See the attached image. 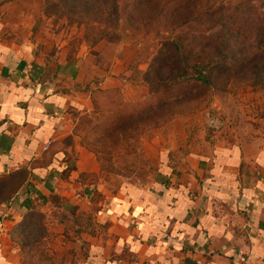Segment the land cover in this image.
Returning a JSON list of instances; mask_svg holds the SVG:
<instances>
[{
	"label": "crops",
	"instance_id": "1",
	"mask_svg": "<svg viewBox=\"0 0 264 264\" xmlns=\"http://www.w3.org/2000/svg\"><path fill=\"white\" fill-rule=\"evenodd\" d=\"M87 62L46 61L0 6V264H264V148L169 149L110 191L77 126L124 79Z\"/></svg>",
	"mask_w": 264,
	"mask_h": 264
},
{
	"label": "rangeland",
	"instance_id": "2",
	"mask_svg": "<svg viewBox=\"0 0 264 264\" xmlns=\"http://www.w3.org/2000/svg\"><path fill=\"white\" fill-rule=\"evenodd\" d=\"M164 1L0 0L46 61L85 59L94 84L111 73L124 79L123 92L109 93L77 126L110 191L148 185L169 149L264 148V50L244 57L264 42V0ZM213 56L223 61L211 84L179 79L196 77Z\"/></svg>",
	"mask_w": 264,
	"mask_h": 264
},
{
	"label": "trees",
	"instance_id": "3",
	"mask_svg": "<svg viewBox=\"0 0 264 264\" xmlns=\"http://www.w3.org/2000/svg\"><path fill=\"white\" fill-rule=\"evenodd\" d=\"M167 0H165L164 2H166ZM147 2H150V0H147ZM163 4H166V3H163ZM165 6V5H164ZM164 8L165 7H161V9L159 10V16H163V14H164V12H165V10H164ZM195 14H196V12H195ZM199 14H200V11L194 16V17H191V18H188V19H185V21L183 22V24H186V23H188V22H190V21H192L193 19H196V18H198V16H199ZM173 44V42L172 41H168L167 42V45L170 47V45H172ZM228 46V45H227ZM226 49L228 50V47H226ZM221 47H220V52H221ZM260 50H264V42H262V43H260L259 42V44H257L256 46H254L253 48H250L246 53H245V55H244V57H245V59L246 60H248L247 58H250L251 57V55L253 54V53H257L258 51H260ZM220 52H218L217 54H219ZM233 53V52H232ZM231 53V55H229V54H225L224 55V63H226L227 62V60H229L230 58H232L234 55ZM236 53H238V52H234V54H236ZM214 58H216V57H212L211 59H206L205 61H204V65H203V69L202 70H199L198 71V75L196 76V77H192V76H189L188 75V73H187V71H185L184 73V75H180L179 77V79H181L182 78V80L181 81H184V80H187L188 82L190 81H193V82H195V83H198V84H204V85H208V84H211L210 83V75L212 74V72H213V70H214V68H215V66H216V64H217V62H219V61H223V60H221V59H218V61L217 60H215ZM231 61V60H230ZM181 81H179V82H181Z\"/></svg>",
	"mask_w": 264,
	"mask_h": 264
}]
</instances>
